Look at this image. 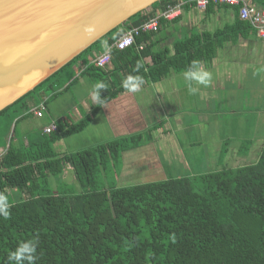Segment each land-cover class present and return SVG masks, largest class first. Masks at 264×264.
I'll return each mask as SVG.
<instances>
[{"label":"trees","instance_id":"16d2710c","mask_svg":"<svg viewBox=\"0 0 264 264\" xmlns=\"http://www.w3.org/2000/svg\"><path fill=\"white\" fill-rule=\"evenodd\" d=\"M194 1L162 0L151 11L134 16L1 112L0 121H15L27 112L29 99L47 106L62 89L70 87L71 76L66 74L81 61L87 72L94 71L105 80L108 73L95 66L93 61L98 56L94 53L103 54L107 51L101 52L103 46L112 47L129 28L152 19L159 18L161 29L166 20L159 11L163 13L181 2L185 3L183 9L196 7ZM249 3L264 11V0ZM214 7L234 11V29L256 33L249 22L240 19V7L211 3L207 10ZM154 34L138 38L137 45L150 42ZM151 43L143 51L136 47L112 49L111 55L127 61L124 65L121 62L127 76L159 82L171 69L184 71L195 57L204 58L207 48L204 45L199 53L191 41L179 43L172 58H167L168 51L154 55V64L146 72L142 60ZM123 89L109 88L101 96L107 102ZM97 110L77 124L55 122L57 131L38 139L31 136L28 147L7 148L0 141V194L7 198L10 211V218L0 216V264H8L10 252L20 242L37 237L36 264H264V148L252 165L117 187L122 155L145 144L138 138L62 157L54 150L58 141L85 130ZM10 129H5L8 135ZM250 147L251 142L246 143L239 155L248 156ZM226 154L227 148L218 159L219 165L224 164ZM67 165L73 169L78 188L58 183ZM105 172L114 174L117 181L112 186L107 185L112 179L104 180ZM50 176L57 180L55 189Z\"/></svg>","mask_w":264,"mask_h":264},{"label":"crops","instance_id":"0c3cea01","mask_svg":"<svg viewBox=\"0 0 264 264\" xmlns=\"http://www.w3.org/2000/svg\"><path fill=\"white\" fill-rule=\"evenodd\" d=\"M159 12L162 15V11ZM181 12L178 19L163 21L158 34H154L150 42L141 43L145 44V48H147L152 42L150 52L142 60L143 67L148 72V69L154 64L153 56L158 53L168 51L167 58H172L176 54L175 46L179 43L191 41L194 51H199V53L207 44L206 52L202 56L204 58L195 57L192 61H200L204 69L212 74V80L208 86L192 82L193 87L199 88V92L196 95H191L188 91V81L183 75L187 69L178 71L173 68L168 76L159 82H153L150 79L144 81L138 92L132 93L123 89L116 97L105 101L104 104H94L89 95L93 85L102 81L108 86L107 89L111 88L116 91L118 86L122 87L127 73L122 68L121 62L124 65L127 61L115 58L113 54V63L104 69L105 75L108 73L104 77L105 80H102L94 71L87 72L81 61L66 74L71 76L70 87L67 90L62 89V92L60 91V94L52 99H55L52 104L55 110L50 109L49 104L45 105L49 111V119H44L45 114L42 118L37 117L34 110L39 107V104L36 100H28L29 110L15 119L16 123L11 127L7 138V148L9 145L28 147L31 136L36 139H38L37 136H43L44 129L53 122L77 124L89 117L98 107L85 130L55 144L54 150L60 157L109 142L138 138L141 143L145 144L128 150L122 155L120 174L115 172L119 184H133V180H138L136 178L147 175L149 180L156 181L154 180L156 176L163 175L167 166L170 165L173 168L177 166V169L186 168L185 150L194 149L199 142H183L179 139V135L184 134L185 136L186 133H194L196 129L200 134L201 125H217L219 121L218 114L215 115V118L213 113H207V106L202 108L200 104L208 105L217 101L218 93L229 91L232 94H244L246 92L244 89L251 86L246 85L250 71L257 74V82L263 88L264 39L251 30L234 29L236 20L232 9L214 7L201 11L196 7H186ZM110 47L103 46L101 52L105 49L108 51ZM94 55L99 56L101 53L97 54L96 52ZM259 69L261 74L258 73ZM81 87H84L87 99H80ZM104 91L102 90L101 94ZM250 91L247 92L251 93ZM66 94H71L73 97L64 100ZM102 98L104 99V97ZM247 101L249 102V99ZM232 102L234 99L231 98L230 102L228 101L231 106L228 111L229 115L231 117L239 116L240 119H243L246 128H243L242 134L234 140L230 137L234 130L227 131L224 136L221 134L214 138L215 141L211 147L215 146L217 154L213 157L219 159L227 148L224 167L231 164V159L240 160L239 150L243 149L246 143L251 142L248 156L252 155L251 151L256 146L262 144L258 160L264 148V136L259 135L261 121H264V97L261 106L252 108V110H256V113L253 114L256 115L254 119L248 114L249 107L246 108L247 110L238 112L239 110L235 109ZM196 110H204L206 113H197ZM195 115H198L196 119L193 118ZM210 116L214 120L209 125L200 123V118ZM92 128L94 131L89 133ZM104 133L109 135V140H104ZM237 133L238 131L235 136ZM86 134L89 137L85 146L82 145V142L81 145L73 143V140ZM196 156V154H192V157ZM214 166L216 170L220 169L221 165L218 160ZM68 176H72V178H67ZM48 179L53 189L58 183L68 184L66 180L76 183L70 165L65 167L58 183L52 176ZM142 181L138 180L137 184Z\"/></svg>","mask_w":264,"mask_h":264},{"label":"water","instance_id":"95a60500","mask_svg":"<svg viewBox=\"0 0 264 264\" xmlns=\"http://www.w3.org/2000/svg\"><path fill=\"white\" fill-rule=\"evenodd\" d=\"M161 1L0 0V113Z\"/></svg>","mask_w":264,"mask_h":264},{"label":"rangeland","instance_id":"374dc122","mask_svg":"<svg viewBox=\"0 0 264 264\" xmlns=\"http://www.w3.org/2000/svg\"><path fill=\"white\" fill-rule=\"evenodd\" d=\"M151 11V10H149ZM203 11V10H201ZM182 14V13H181ZM258 73H260V69L258 71ZM261 74V73H260ZM264 78V77H262ZM261 82V79H260ZM246 85H251L250 87L244 89V94H240V93H230L229 91L227 93H218L219 94V98L217 101L212 102L211 104L208 105H204V104H200V107H205L207 106V113H213L214 117L215 115H219V121L217 123V125H209L211 122H213L214 119L210 117L208 118H200V123H204V124H208L209 126H203L201 125V133L198 134L197 133V129L195 130L194 133H186L185 136L184 134H180L179 135V139L184 141H193V142H199L198 146L195 147L194 149H186V155L185 157L186 159V168L183 167L182 169H177V166L175 168L170 166H167V169H165V173L163 175H157L156 178L154 180L159 181V180H165L169 177L171 178H187V177H194V176H199V175H203V174H207L210 171L216 170L214 164L216 163V161L218 160L216 157H213L217 154L215 146L211 147V145L213 144V142L215 141V137L220 136L221 134L224 136L225 133L227 131H233V133L230 135L231 139H235L238 136H240L242 133V129L246 128V126H244V120L240 119V117H231L229 115V108L231 107L228 103V101L230 102V99H234V102H232L235 106V109H238V112H242L243 110H247L246 108L249 107L250 110L248 111V114L251 116L252 119H254L256 117V115H253L256 113V110H252L253 107H258L261 106L262 103V99L264 97V86L263 88L261 87V85L259 84V82H257V74L253 73L250 71L248 78H247V83ZM251 90V93H248L247 91ZM81 91V97L80 99H87L86 97V92L84 87H81L80 89ZM68 97H73L71 94H66L64 100L68 99ZM70 99V98H69ZM245 99V101H243ZM249 99V102L247 101ZM52 100V99H51ZM49 101V108L52 109L53 106L52 104L55 102V99L52 101ZM210 106V108H209ZM245 107V108H244ZM48 108V107H47ZM243 108V109H242ZM54 109V108H53ZM36 110V109H35ZM34 110V113H35ZM55 110V109H54ZM241 110V111H240ZM49 111H47V109H45L44 111V119L48 118L49 119ZM197 113H206V111L204 110H196ZM48 114V115H47ZM196 117H198V115L193 116L194 119H196ZM216 118V117H215ZM251 119V120H252ZM239 120V121H238ZM13 120H9V119H4L3 121H0V141L3 143L7 142V136H8V131L5 130L7 127H12L16 121ZM261 126L259 128V135H263L264 136V121H261ZM11 125V126H9ZM204 128V129H203ZM100 129H102V127H100ZM106 129V128H104ZM103 130V129H102ZM94 131V128H92L90 130L89 133H92ZM236 131H238L237 135L235 136ZM46 134V133H45ZM247 135V133H244ZM104 140H109V135L107 133H104ZM89 135H83L81 138H77V140H73V143H75V145H86L87 144V139H88ZM89 142V141H88ZM261 146L262 144L258 145L255 147L254 150L251 151L252 155L251 156H245V157H240V160L236 159H231L230 161L231 164L228 165L229 169L231 168H237V167H241V166H246V165H252L258 162V155L260 154L261 151ZM86 148V147H84ZM209 150V151H208ZM208 151V152H207ZM192 154H196V157H192ZM199 155V156H198ZM177 156V155H176ZM226 160V159H225ZM225 164V162H224ZM224 164L221 165L219 170H222L224 168H228V167H224ZM214 166V168H212ZM171 168V169H170ZM114 174L110 173V172H105L103 174L104 176V180H106V182L110 179H112V181L108 182V187L112 186L111 184H115L114 180ZM67 178H72V176H68ZM138 180H143L142 183H146V182H152L151 180L148 179V175L147 176H140V178H136ZM151 179V178H150ZM138 180H133V184H137ZM66 182L69 185H73L76 186L77 188L79 187V184H77V182L73 183L70 182L68 180H66ZM121 187L123 185V183H116L115 185L118 187V185Z\"/></svg>","mask_w":264,"mask_h":264},{"label":"built area","instance_id":"2783aa9c","mask_svg":"<svg viewBox=\"0 0 264 264\" xmlns=\"http://www.w3.org/2000/svg\"><path fill=\"white\" fill-rule=\"evenodd\" d=\"M196 8L206 11L208 6L213 3L216 6L240 7L239 17L244 22H249L258 36L264 39V11L258 10L251 6L249 0H195ZM185 3L179 4L177 7H169L160 15L166 21H174L181 16V10ZM159 18L152 19L150 22L142 24L139 27H131L122 34L119 40L105 53L99 55L94 62L95 66L106 69L112 64L111 50L124 51L128 48L136 47L138 51L145 49V44L137 45V39L147 34L158 33L160 29ZM46 107L44 104L35 110V115L39 118L44 116ZM56 123L53 122L44 129V133L50 134L56 130Z\"/></svg>","mask_w":264,"mask_h":264},{"label":"clouds","instance_id":"9594fccd","mask_svg":"<svg viewBox=\"0 0 264 264\" xmlns=\"http://www.w3.org/2000/svg\"><path fill=\"white\" fill-rule=\"evenodd\" d=\"M183 75L188 81V91L191 95H196L199 92V88L193 87L192 82H195L197 85L208 86L212 80V74L206 71L202 63L197 60L192 61ZM143 83L142 77L129 75L123 81V88L128 92L135 93L140 90ZM107 87L102 81L93 85L89 95L94 104H104L105 101L101 96V91L106 90ZM0 216L6 219L10 218L9 204L7 198L2 194H0ZM38 243V237L20 242L15 251L10 252L8 264H36L39 258L37 255Z\"/></svg>","mask_w":264,"mask_h":264},{"label":"bare ground","instance_id":"6f19581e","mask_svg":"<svg viewBox=\"0 0 264 264\" xmlns=\"http://www.w3.org/2000/svg\"><path fill=\"white\" fill-rule=\"evenodd\" d=\"M2 75H4V74H2ZM55 131H57V127H56V130H55ZM55 131H54V132H55ZM52 133H53V132H52Z\"/></svg>","mask_w":264,"mask_h":264}]
</instances>
